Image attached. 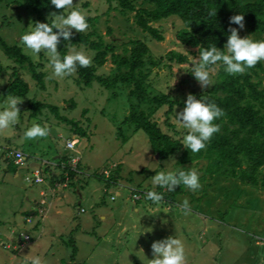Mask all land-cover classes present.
Masks as SVG:
<instances>
[{"label":"rangeland","instance_id":"rangeland-1","mask_svg":"<svg viewBox=\"0 0 264 264\" xmlns=\"http://www.w3.org/2000/svg\"><path fill=\"white\" fill-rule=\"evenodd\" d=\"M131 1L135 8L149 6L144 0ZM74 3L75 8L90 17L88 30L94 29L105 44L112 46L113 54L127 55L128 52H123V49H129L134 40L145 36L142 41L155 61L170 50L185 56L182 63L162 58L154 65L145 63L141 68L147 73L146 91L153 95L167 93L174 103L169 114H164L166 106L163 105L153 111L151 118L163 132L180 138L183 150L182 137L186 130L178 128L176 112L183 110L189 93L206 101L207 90L211 86L201 88L191 73V68L195 66L191 61L198 57L195 49L182 46L175 39V31L182 26L181 21L173 16L150 22V26L156 28L161 36L160 40H155L135 25L132 11L122 15L114 10L106 12L105 0H74ZM94 15L96 20H92ZM32 22L33 16L23 4L0 0V38L7 45L19 46L34 70L43 73L44 86V89H39L25 63L23 66L16 64L0 48V89L11 79L13 69L27 85V92L19 97L22 102L18 104V122L7 134L0 135V144L3 143L7 149L19 145L28 156L34 154L42 160H50L54 155H63L65 138H74L77 153L73 155L78 157L83 175L60 190L65 192L62 197L58 196V189L53 190L56 192L52 194L51 205L66 206L68 209L67 215L59 217L55 225L49 224L47 219L41 222L46 238H39L14 250L3 245L15 242L16 236L7 240L4 234L9 228L15 232L23 231L22 227L11 225L19 219L23 208L28 209L27 196L30 199L34 194L42 203V210L47 208V202L37 195L38 189L44 188L45 181L40 184L24 181L25 175L31 177V169L18 170L17 177L8 174L0 176V264H24L25 254H31L33 250H37L45 264H150L149 260L154 258L152 243L170 236L182 240L186 264H264V189L241 184L234 179H210L204 172L205 160L182 161V151L159 159L149 149L145 135L139 130L133 131L132 125L124 121L129 112L125 87L105 89L97 83L81 87L75 82V74L63 79H48V56L44 52L33 55L20 40L23 34L34 28ZM76 33L73 30V35ZM239 35L263 40L262 34H249L245 28H239ZM72 48L83 50L90 57L92 55L83 45L67 47L65 55ZM260 62L264 64V61ZM211 68L214 82L217 66ZM113 71L114 64L107 54L96 73L106 76ZM251 81L258 82L257 87L264 89V68L257 71ZM111 91H114V96ZM7 97L0 90V110L6 106ZM69 101L72 107H69ZM34 102L43 106L32 116L29 106ZM48 105L57 109V115L70 118L73 124L54 117ZM139 108L146 107L140 105ZM259 113H264V105L259 108ZM34 123L46 126L47 135L28 140L24 132ZM76 126L84 129V137L74 134ZM48 128H53L59 136H51ZM168 163L171 169H195L202 187L192 191L180 185L181 192L173 199H167V189L154 187L150 177L156 172L168 170L165 168ZM43 164L39 167L41 177L48 174ZM116 165L113 182L117 184L109 182L105 185L99 177L96 178V174L105 168L106 172L100 177L106 179L110 172L114 173ZM51 170L56 171L57 177L63 174L55 167ZM153 190L163 194L159 206L146 198V194ZM77 191L81 194L80 199ZM132 193L137 195L136 199L132 198ZM185 199L189 202L188 214L180 209ZM78 209L83 212H77ZM101 215L105 216L104 220L100 219ZM48 216L45 214V217ZM155 219L158 220L156 224ZM56 232L59 233L58 238H47V235ZM33 239L30 238L29 242ZM46 239L49 243H45Z\"/></svg>","mask_w":264,"mask_h":264},{"label":"trees","instance_id":"trees-1","mask_svg":"<svg viewBox=\"0 0 264 264\" xmlns=\"http://www.w3.org/2000/svg\"><path fill=\"white\" fill-rule=\"evenodd\" d=\"M10 1L23 4L27 8L28 13L34 19L33 27L36 22L51 23L54 15L63 13V10H58L51 4V0ZM105 1L107 2L106 12L114 10L122 15L132 11L135 25L155 40H160L161 36L156 28L150 26V22L177 17L182 26L175 31L176 41L182 46L194 48L198 55L199 49L203 50L213 45L223 50L230 35V28H237L239 34V25L230 24V17L237 14H243L244 28L247 33L262 34L264 40V0H144L149 4L146 8H135L131 0ZM112 3L114 4L111 5ZM212 9L217 10L215 17L208 14ZM86 19L87 22L90 21L89 16H86ZM92 20H96L95 15ZM142 39L134 40L129 49H123V52H128V54L120 56L111 53L113 47L105 44L94 29H89L84 33H76L70 41L61 38L58 51L61 58L69 46L83 45L92 52V65L90 67L77 66L74 73L75 82L81 87H89L92 83H97L105 89L116 90L120 87L127 89L129 112L124 121L132 125L133 131L139 130L145 135L149 149L153 154H157L159 159L182 151V161L204 159V172L210 179H234L241 184L264 189V170H262L264 169V113H259V108L264 105V89L257 87L258 82L251 81V77L256 75L257 71H261L264 64L258 62L245 74L235 76L227 74L222 64L216 65L215 80L207 90L206 102L215 103L223 110L224 115L214 121L219 124L220 131L206 142L204 149L193 154L185 147L182 150L180 138L163 132L158 123L151 118L153 111L163 105L166 106L164 114H169L174 108V103L166 94L153 95L146 91L147 73L141 69L145 63L154 65L162 58L182 63L185 61V56L170 50L163 56H158L155 61L148 54V48ZM0 48L3 54L16 64L23 66L25 63L37 87L44 89L43 73L34 70L33 64L21 52L19 46L7 45L0 38ZM107 54H109L111 63L114 64V71L106 76L97 74L96 70L104 62ZM0 90L2 95L19 98L27 92V85L13 69L11 79L2 85ZM111 92L114 96V91ZM69 102V107H72V102ZM140 105H145L146 108L141 109ZM42 106L40 102L30 104V115L34 116ZM48 107L57 119L69 123L72 121L70 118L57 115V109L54 106L48 105ZM165 123L169 126L168 122ZM74 134L84 137L85 132L80 126H76ZM62 159L64 163L62 169L67 173H72L69 170L68 159L65 157ZM114 167V173L110 172L104 179L105 185L115 179L117 165ZM180 192L181 186H178L174 191H168L166 198L171 200Z\"/></svg>","mask_w":264,"mask_h":264},{"label":"clouds","instance_id":"clouds-1","mask_svg":"<svg viewBox=\"0 0 264 264\" xmlns=\"http://www.w3.org/2000/svg\"><path fill=\"white\" fill-rule=\"evenodd\" d=\"M51 4L58 10H64L63 13L54 15L51 23L36 22L32 30L20 37L25 48L33 55L38 56L44 52L48 56V68L50 69L48 79L50 80L63 79L73 75L77 66L90 67L92 65V58L86 55L83 50L77 51L72 48L62 58L58 51L61 38L70 41L73 30L79 33L88 30L86 14L74 7V0H51ZM216 11L212 9L208 14L215 17ZM230 24L239 25L240 29L244 28L243 14L230 17ZM260 61H264V40L256 41L250 36L242 38L238 34V29L233 27L230 28V35L223 50L215 45L203 50L199 49L198 57L191 61L195 65L191 68V73L201 88H207L213 85L211 66L222 64L227 74L235 76L245 74L248 69L255 67ZM174 84L175 81L172 86ZM21 102L22 99L17 97H7L6 106L0 110V135L7 134L18 122L20 114L18 104ZM223 115V110L215 103L197 99L195 95L189 93L183 110L176 112L175 115L178 128L186 130L182 137V145L193 154L199 153L206 147V142L220 131L219 124L214 121ZM46 135V126H41L38 123H34L24 132V136L28 140L43 138ZM168 166L169 163L165 167L168 170L156 172L154 176L150 177V182L154 187L164 188L169 192L174 191L180 185H184L192 191H197L202 187L199 174L195 169L185 171L171 169ZM101 170L100 174H102ZM146 198L159 206L163 200V194L153 190L146 194ZM180 209L184 214H188L190 207L187 199L180 205ZM151 249L154 258L149 260L150 264H186L185 247L181 239L170 236L154 241ZM24 264H45V262L39 256H26Z\"/></svg>","mask_w":264,"mask_h":264},{"label":"crops","instance_id":"crops-1","mask_svg":"<svg viewBox=\"0 0 264 264\" xmlns=\"http://www.w3.org/2000/svg\"><path fill=\"white\" fill-rule=\"evenodd\" d=\"M4 96H6V95H4ZM55 132H56L57 137H58L59 133L57 131H55ZM66 139H73L76 142V139H74V138H69L68 137V138H65L64 140H66ZM62 148L64 149V153H63L62 156L61 155H54L53 158L50 159V160H42L39 156H36L34 154H32V156L26 155L24 153L22 147H20L19 145H15L11 149H7L6 146L3 143L0 144V176H4V175L8 174L9 176L11 175L12 177H17L18 170H26V169L29 170V169H31V167H34V165L30 166L29 164H32L34 162L38 163V167H41V163H44L43 164L44 168L46 169V172L48 173V174L44 175L42 182H39V184H40V183H43V181H45L44 188L38 189V194H37L38 196L43 197L42 201L47 202L46 203L47 204V208L44 211L42 210V203H40L35 198L34 194L32 195V198H30V199L27 196L26 200H27L28 205H29L28 209H24L23 208L20 211L21 213L19 214L20 215L19 219H15L13 221V224L11 225V226H13V225L14 226H20V227L23 228V229H21L23 231L15 232V231L12 230V228H9V230L4 234V238H7V240H10L11 238H13L15 236H16V240H17V238H19V234H27L28 235V240L25 241L24 244H20L17 247V249H20V248H22L24 246H27L30 243H33V241L35 242V240H37L39 238H46L44 236V233H43L44 229L41 227V222L42 221L45 222L46 221L45 219H47L49 224L55 225L57 223V220L59 219V217L67 215L66 213H67L68 207H66V206L65 207L57 206L55 204L51 205L52 194L56 192V191L54 192L53 190L54 189H58V191H57L58 196L59 197L64 196L65 192H63V191L60 192V190L65 188V187H67V185L69 184V182L71 180H76L81 175H83V173L81 172L80 167L78 166L79 159H78V162H76V164L74 166V169L71 170L72 173H67V171H64L62 169L61 166L64 167V163L62 162V160H63L62 158L63 157L67 158L68 155H70V157H71V155L73 156V153H74L73 151L68 150V149H66L64 147V142H63ZM14 150L15 151H20V152H22L24 154V156H25L24 164L17 165V164L14 163L13 158L11 156V152L14 151ZM76 152H77V150H76ZM58 157H60V158L58 159ZM56 158L58 160H56ZM22 166H25V167L22 168ZM51 167H55L56 170H58V169L61 170L62 169L61 171H62L63 174L59 175L58 177L55 176L56 175V171L51 170ZM97 174H98V176L96 175V178L99 177L102 182H105L99 176L100 173H97ZM49 177H50V179H48ZM60 178H62V179H60ZM59 179H60V181H59ZM23 180H24V177H23ZM111 182H112V184H114L113 181H111ZM121 187H124V186L121 185ZM77 196L79 197V199L81 198V194L78 191H77ZM78 202L79 201H77V203ZM79 211L83 212L82 209H78L77 212H79ZM45 214L47 216L49 214L48 218L45 217ZM104 218H105L104 215L100 216V219L104 220ZM116 223L119 224L118 222H116ZM156 223H158V220L155 219L154 220V224H156ZM48 231H50V230H48ZM33 232H34V234H32ZM58 236H59V233L56 232V233H52L50 235H47V238H58ZM30 238H34L32 240V242H29ZM16 240H15V242H12L11 244L13 245L15 243L16 245H18L19 242H17ZM45 243H49V242H47V239H46ZM13 250H11V251H13ZM36 254H37V250H33V251H31V254L27 255V253H26L25 257L26 256H38V254L37 255ZM50 256L51 257L53 256L52 252L50 253ZM56 258L57 257H55V260H56ZM8 264H10V262Z\"/></svg>","mask_w":264,"mask_h":264},{"label":"built area","instance_id":"built-area-1","mask_svg":"<svg viewBox=\"0 0 264 264\" xmlns=\"http://www.w3.org/2000/svg\"><path fill=\"white\" fill-rule=\"evenodd\" d=\"M74 145H75V141L73 139H66L64 140V147L68 150H71L73 151L74 153H77L76 150L74 149ZM11 156L13 158V161L15 164L17 165H22L24 164V154L20 151H12L11 152ZM69 168L70 170H73L74 169V166H75V163L78 161V157L77 156H72L69 157ZM63 168V166H61ZM32 172H31V177L25 175L24 176V180L27 181V182H31V183H39V182H42L43 180V177L40 176V169L39 167H32L31 168ZM106 170L102 169L101 170V173H105ZM135 193H140L139 191H136ZM135 193H132V198L136 199L137 198V195ZM135 195V196H134ZM112 199V198H111ZM27 221V220H26ZM28 240V235L27 234H19V238H17V242L18 245H16L15 243L12 245H8V244H5L3 245L4 247H11V248H15V247H18L20 244H24L25 241Z\"/></svg>","mask_w":264,"mask_h":264},{"label":"water","instance_id":"water-1","mask_svg":"<svg viewBox=\"0 0 264 264\" xmlns=\"http://www.w3.org/2000/svg\"><path fill=\"white\" fill-rule=\"evenodd\" d=\"M48 132H49V134L51 135V136H53V137H57V134H56V132H55V130L53 129V128H48ZM155 156H157V154H155ZM30 166L31 165H34V166H38V163H32V164H29ZM25 166H22V168H24Z\"/></svg>","mask_w":264,"mask_h":264}]
</instances>
